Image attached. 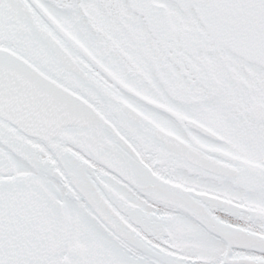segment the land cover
Wrapping results in <instances>:
<instances>
[{"label":"snow or ice","instance_id":"1","mask_svg":"<svg viewBox=\"0 0 264 264\" xmlns=\"http://www.w3.org/2000/svg\"><path fill=\"white\" fill-rule=\"evenodd\" d=\"M0 264H264V0H0Z\"/></svg>","mask_w":264,"mask_h":264}]
</instances>
